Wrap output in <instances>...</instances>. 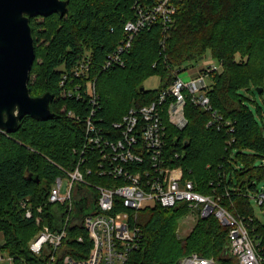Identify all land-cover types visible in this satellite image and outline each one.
Returning <instances> with one entry per match:
<instances>
[{"label": "trees", "instance_id": "trees-1", "mask_svg": "<svg viewBox=\"0 0 264 264\" xmlns=\"http://www.w3.org/2000/svg\"><path fill=\"white\" fill-rule=\"evenodd\" d=\"M66 1L65 15L30 20L36 60L41 58L43 63L33 66L29 89L33 97L53 95V117L26 116L15 132L0 130V236L13 264H46V253L37 257L30 251L31 241L41 230L36 218L42 216L55 230L65 217L66 205L49 203V196L56 179L74 166V149L85 143L92 106L83 97H64L61 81L87 58L93 61L101 102L94 122L110 127L132 107L156 100L185 65L209 52L222 66L221 72L210 74L209 95L234 130L208 128L209 114L188 102L189 125L183 131L168 127L167 155H179L170 163L183 168L184 179L192 180L198 192L223 195L222 206L236 217H255L248 195L260 192L258 184L264 182V164L257 166L264 160V114L258 107L260 123L244 93L253 88L264 93V0H171L176 8L171 25L165 28L157 22L141 31L124 56L126 65L108 71L103 65L125 39L126 23L136 19V1L147 9L159 0ZM154 76L160 78V86L142 92L144 82ZM36 81L42 91H37ZM23 201L33 218H27ZM190 212L185 205L169 210L156 205L139 211L132 221L143 230V239L129 264H179L193 253L229 264V229L214 215L198 216L190 234L179 235V221ZM250 225L264 252V221L257 218ZM91 246L86 230L72 223L53 264H63L66 256L87 258Z\"/></svg>", "mask_w": 264, "mask_h": 264}, {"label": "built area", "instance_id": "built-area-1", "mask_svg": "<svg viewBox=\"0 0 264 264\" xmlns=\"http://www.w3.org/2000/svg\"><path fill=\"white\" fill-rule=\"evenodd\" d=\"M134 9L137 17L126 23L125 39L103 65L107 71L126 65L124 56L136 35L157 22L169 27L176 13L171 0H159L147 9L136 1ZM221 71V64H212L199 69L188 81L177 76L156 100L142 107H132L121 121L110 127L94 122L101 102L93 61L84 59L71 72H66L61 81L62 95L89 100L92 112L86 120L85 143L80 149H74V166L65 169L51 188L49 203L66 205L61 227L53 230L42 216H37L36 223L41 230L30 243L31 253L37 257L46 253V264L55 263L56 252L68 237L69 227L77 223L88 233L91 249L87 258L66 256L63 264H129L131 254L140 248L143 239V230L132 221L139 211L156 205L167 210L185 205L201 218L214 215L229 229V264H264L260 239L254 236L255 228L250 225L258 218L256 214L247 219L228 212L222 206L223 195L198 192L192 180L184 179L183 168L170 163L179 155H167L168 127L183 131L189 125L188 102L209 114L208 128L234 130L232 122L213 107L209 95L210 74ZM69 115L75 117L73 112ZM64 178L69 180L66 196L61 194ZM94 178L108 183L100 184ZM248 197L264 211V191ZM79 202L86 204L91 212L81 213L78 218L76 203ZM22 207L27 210V218H33L27 201L22 202ZM38 213H43L41 207ZM78 241L82 242L83 238ZM3 245L0 241V262L4 260ZM9 260L14 263L12 257ZM179 264L220 263L215 258L193 253L183 257Z\"/></svg>", "mask_w": 264, "mask_h": 264}, {"label": "water", "instance_id": "water-1", "mask_svg": "<svg viewBox=\"0 0 264 264\" xmlns=\"http://www.w3.org/2000/svg\"><path fill=\"white\" fill-rule=\"evenodd\" d=\"M66 0H0V130L15 132L26 116L37 120L53 117L51 93L33 97L30 73L37 55L30 20L37 16L65 15ZM145 87L141 88L143 92ZM261 92L263 89L260 90ZM78 213L91 212L83 202ZM61 222L55 230H59Z\"/></svg>", "mask_w": 264, "mask_h": 264}, {"label": "rangeland", "instance_id": "rangeland-1", "mask_svg": "<svg viewBox=\"0 0 264 264\" xmlns=\"http://www.w3.org/2000/svg\"><path fill=\"white\" fill-rule=\"evenodd\" d=\"M42 63L43 61L41 58H38V60L35 61V64L41 65ZM212 64L218 65L219 63L216 60H214L211 57L210 53L208 52L202 60L195 61V62L185 65L183 67L184 71L180 72L178 74V77L184 81H188L192 77L195 76L196 71L204 67H209ZM160 83H161L160 78L154 76V77H150L144 82V87L147 89L154 90L160 86ZM34 86L37 87L38 92L42 91L43 89L42 84L38 83L37 81L35 82ZM244 95L248 99V104L253 110V112L256 114L258 121L262 123L260 117L257 114L258 113L257 108L260 107L264 114V93L257 91L256 88H253L251 92H245ZM42 96L44 95H41L39 97H42ZM262 164H264V160H259L257 162V166H261ZM68 184H69V180L67 178H64L63 184H62V190H61L62 191L61 194L63 196L68 195ZM258 189L261 192L264 191V182H261L258 184ZM252 205L255 209L256 216L260 220L264 221V211L255 201L252 202ZM197 217H198L197 213L194 211H191L186 217H184L183 219L179 221V235L181 237H186L190 234V232L192 231L193 227L196 224ZM2 239H3L2 236H0V241H2ZM0 264H12L6 252H4V260L1 261Z\"/></svg>", "mask_w": 264, "mask_h": 264}, {"label": "crops", "instance_id": "crops-1", "mask_svg": "<svg viewBox=\"0 0 264 264\" xmlns=\"http://www.w3.org/2000/svg\"><path fill=\"white\" fill-rule=\"evenodd\" d=\"M198 74V71L195 72V76Z\"/></svg>", "mask_w": 264, "mask_h": 264}]
</instances>
